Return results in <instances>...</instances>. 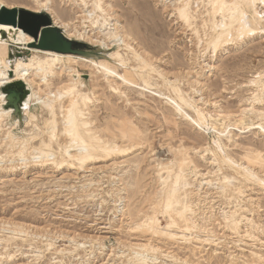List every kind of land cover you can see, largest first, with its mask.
<instances>
[{
    "label": "rangeland",
    "instance_id": "374dc122",
    "mask_svg": "<svg viewBox=\"0 0 264 264\" xmlns=\"http://www.w3.org/2000/svg\"><path fill=\"white\" fill-rule=\"evenodd\" d=\"M87 1L85 7L81 0H4L10 8L72 25L74 41L80 33L93 45L99 40L112 47L108 36L120 25L136 52L174 82L192 107L177 109L172 98L181 104L179 98L157 73L145 87L136 75L142 61L123 47L100 46L93 60L121 52L129 66L111 60L119 73L111 76L83 61L71 65L83 75L73 95L91 99V130L125 152L97 153L84 165H51L71 146L63 115L71 96L61 89L69 77L62 72L49 87L38 78L46 92H60L56 131L40 104L29 108L32 120L24 113L17 126L13 119L0 123V264H264V5L243 6L249 18L260 15L258 34L234 37L215 51L212 43L222 29L213 24L222 16L213 14L209 0H104L111 6L105 26L100 12L88 17L94 0ZM184 2L188 22L177 10ZM225 19L230 22L229 14ZM19 57L28 62L33 55ZM125 72L133 84L120 75ZM194 106L211 115L206 125L196 122ZM70 154L78 155L77 149ZM228 154L243 166L260 154V162L249 163L256 181H245L223 163ZM177 174V197L192 206L186 213L194 227L176 217L168 228L164 192ZM234 218L241 219L237 229L230 224ZM146 220H154L159 233L138 228ZM168 230L178 237L163 235Z\"/></svg>",
    "mask_w": 264,
    "mask_h": 264
},
{
    "label": "bare ground",
    "instance_id": "6f19581e",
    "mask_svg": "<svg viewBox=\"0 0 264 264\" xmlns=\"http://www.w3.org/2000/svg\"><path fill=\"white\" fill-rule=\"evenodd\" d=\"M82 4L87 7L88 1L87 0H81ZM260 3L261 5H264V0H209V4H211L213 9L214 15H220L222 16L221 22H214L213 27L222 29L221 32H218L216 37L214 38V41L212 43L213 50H218L219 47L222 46L223 43H227L229 41H233L234 37L236 39H242L245 36H253L254 34H258L257 31L261 28L259 26V19L260 15L256 12L251 18L248 17L246 12L243 10V6L246 4H249L251 6H254L256 3ZM189 3L184 2L180 5V7L177 9L179 17L184 20L185 22L189 21V12L187 10ZM2 7H8L4 0H0V9ZM49 10V9H48ZM111 6L106 4L104 0H94L92 3V11L89 12L88 17L91 19L93 18V15L100 12L102 15L98 16L99 18H102L101 21L103 23V26L108 23V20H110L109 15ZM88 11V10H87ZM229 14L230 22H225V16ZM81 15V14H80ZM83 15L81 16V18ZM80 18V17H78ZM80 18V19H81ZM89 18V20H90ZM112 19V18H111ZM83 20V19H82ZM88 21V20H86ZM99 21V19H98ZM98 21H94L93 25L98 24ZM115 21V20H114ZM82 22V21H80ZM54 26L57 28L59 27L62 32L65 34V36L68 39L74 40V36L68 31L69 29L74 28L72 25L68 23H64L63 21L54 20ZM85 24V23H84ZM236 24V25H234ZM83 25V24H82ZM110 26V25H109ZM11 27L5 24L0 23V87L14 82V81H24L25 84L28 87L29 95L27 99L24 101L22 106V112L23 116L24 113H27L29 118H34L29 112V108L33 107L35 105H41L42 107H45L52 117L51 130L52 132L56 131L57 126V115L55 112V102L57 101V98H59L60 92H53L48 91L46 92L44 89L41 88L39 85L37 79L40 78L43 83H46L49 87V81L50 79L59 76L62 72L68 74L69 77V83L65 84L61 87L62 90H66L67 93L71 96L70 101L68 105L63 106V112H64V118H65V131L68 136L71 138V146H67L65 148V154L68 157H63L61 162H59L56 159H53V162L51 165H61L63 163H66L67 166H71L72 162H77L80 165L87 164L95 159H98L97 153L103 155L104 157L112 156L115 153H122L125 152L123 148H121L116 143H110V141H106L102 139V136L97 135L96 131L91 130L90 128V122L87 120L86 111L90 108V104L92 103L91 99L88 98L86 95H73L75 86L77 84H80V82L83 81V75L75 71V68L73 69L71 65H77L80 61H83L88 64H92L95 68H99L100 71L103 73H107L111 76L118 75L119 73L116 71L115 68H113L111 60L118 61L122 67H128L129 58H126L121 52H115L113 54H110L109 59L101 60V61H95L94 57H85V56H76L73 54H63V53H55L52 51H44L40 49H36L32 47L31 45L35 42L34 38L30 36L29 34L25 33L21 28L17 27L15 30V33H12L10 31ZM77 29V28H76ZM74 28V31L76 30ZM1 31H4L6 36H3L1 34ZM232 32H235L234 36ZM75 33H78V31H75ZM112 34L108 36V38L113 43L112 47H117L118 50L120 47H123L125 50L130 52L133 57L138 60L142 61V66L138 68V71H136L137 77L140 79H143L145 87L150 86V80L152 73H157L162 76L164 81H166L173 92L176 93L177 97L179 98L181 104L177 103L175 99L172 98V100L177 104V109H182V106H191L190 101L185 99L183 96V93L181 90H179L174 82H171L167 79L166 76L163 75V73L157 72L152 66H150L145 60L144 57L136 52V49L129 43L131 41V37L127 32L123 31V27L120 25H116L115 29L112 30ZM215 33V32H214ZM78 35V34H77ZM79 39L82 42H85L87 44H90V46H95L98 49L100 46L105 47L106 49H113L112 47H109L102 43L101 41L98 44L93 45L92 39L86 38L84 34L79 33ZM77 37V38H78ZM97 41V40H96ZM19 49L22 53H26V51H29L32 53L33 57L28 61L25 62L23 60V57H17L15 59L11 58V50ZM60 62L59 71L57 70V64ZM70 65V66H66ZM11 73H14L15 78L12 80ZM127 82H130L133 84V81L130 79V75L125 72V75L120 74ZM260 82H256V84H259ZM262 89L264 88V85L260 86ZM6 104V96L3 94V92H0V123L4 122L8 119H13V110L12 109H5ZM192 107V106H191ZM195 107V106H194ZM194 112H196L197 119L196 122L202 126L203 124L206 125L208 115L211 117L210 114H205L204 112L200 111L198 108L193 109ZM6 118V119H5ZM29 121L28 125L31 124L32 121ZM262 120L264 121V115L262 116ZM19 119H14V125H19ZM1 126V125H0ZM206 127V126H205ZM50 129V128H49ZM207 129V128H205ZM259 129L264 133V126L260 125ZM11 135V134H10ZM12 136V135H11ZM10 136V137H11ZM126 137V135L124 134ZM89 139V142L85 138ZM12 139L17 140L15 136L12 137ZM50 145V144H49ZM70 148H76L78 151V155H72L70 154ZM21 149V148H20ZM217 149L219 150V146H217ZM72 151V150H71ZM50 154H48L49 156ZM53 155V154H51ZM55 158V157H54ZM223 163L227 164L230 169H232L235 173L240 175L242 178H244L245 181H256L254 178V173L250 171L251 165L249 163H257L261 161V155L257 154L256 157L249 158L247 157V161L249 162L247 166H243L242 164L238 163L234 159H232L229 154L223 155ZM246 165V164H245ZM167 170V173L170 175L167 179H163V183H168V180L171 178V166L165 167ZM230 178L228 176H225L224 180L229 182ZM181 180V174H177L175 181L170 183L167 190L164 192L165 195V201L163 208L164 211H167L170 215V223L168 225V228H173L174 225L177 223L176 217H179L183 224L186 223V225L189 226H195L194 223L191 222V219L188 217V214L186 213L189 209H191V205L188 203H183L180 197L178 196V193L180 191V188L178 187V184ZM241 193V191H238ZM192 211V209H191ZM150 220V219H148ZM154 221V220H153ZM152 220L145 221L146 224L140 225L138 228L145 229L147 231H154V233H159L158 231H155L156 222H153ZM241 223V219H232L231 221V227L233 229H237ZM188 230V228H187ZM170 239H175L178 237L176 233L171 232L170 230L165 231L163 234ZM145 246H140L139 248H144ZM145 263V262H144ZM143 263V264H144Z\"/></svg>",
    "mask_w": 264,
    "mask_h": 264
},
{
    "label": "water",
    "instance_id": "95a60500",
    "mask_svg": "<svg viewBox=\"0 0 264 264\" xmlns=\"http://www.w3.org/2000/svg\"><path fill=\"white\" fill-rule=\"evenodd\" d=\"M0 23L11 25L15 28H21L25 33L34 38L32 47L44 51H52L55 53L73 54L76 56L96 57L100 48H95L82 41H74L68 39L62 30L52 21L50 15L44 12H33L23 7L0 9ZM3 36H6L4 31H1ZM14 49V48H13ZM11 50V58L15 59ZM17 55L20 56L21 50L14 49ZM1 91L6 96L5 109L13 110V120H24L22 106L29 95V90L24 81L18 80L11 82L1 88Z\"/></svg>",
    "mask_w": 264,
    "mask_h": 264
}]
</instances>
